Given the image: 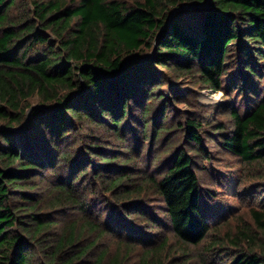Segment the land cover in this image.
Instances as JSON below:
<instances>
[{
  "label": "trees",
  "instance_id": "1",
  "mask_svg": "<svg viewBox=\"0 0 264 264\" xmlns=\"http://www.w3.org/2000/svg\"><path fill=\"white\" fill-rule=\"evenodd\" d=\"M206 3L0 0V264H164L167 240L134 227L161 224L150 192L179 243L208 235L197 165L215 153L207 144L264 163V0H209L161 30L175 8ZM186 80L242 96L245 111L231 100L229 124H206L199 105L177 107ZM34 103L40 162L15 130ZM252 216L264 233V211ZM260 247L224 264H264Z\"/></svg>",
  "mask_w": 264,
  "mask_h": 264
},
{
  "label": "rangeland",
  "instance_id": "2",
  "mask_svg": "<svg viewBox=\"0 0 264 264\" xmlns=\"http://www.w3.org/2000/svg\"><path fill=\"white\" fill-rule=\"evenodd\" d=\"M178 89V93L184 98H181L182 103L177 107L186 109L199 105L197 109L203 111L202 118L206 124L218 121L229 124L225 114L228 101L233 100L236 107H240L241 114L245 111L242 96L234 94L225 96L222 91H215L199 84L191 85L189 80ZM16 137L21 152L24 155H31L40 162L41 158L28 138V131L16 132ZM207 146L215 152L212 159L207 162L200 161L197 165L199 168L202 165L205 167L199 169L201 188L205 190L200 200V209L205 219L210 221L208 224L213 225L208 235L198 245L179 243L164 214L161 198L152 192L144 204L156 214L161 224L155 232V229L147 230L134 223V227L140 228L146 237L162 236L167 240L165 246L158 250L160 251L158 259L164 264H224L240 249L260 252V246L264 245V233L258 231L252 216L254 210L264 211V163L249 166L238 157L225 151H217L219 146L214 142ZM150 156L151 154L144 148L142 166L149 167ZM127 230L125 228L123 233ZM245 234L248 237H245ZM140 242H143L141 235L138 236V241H135L138 250L142 248L139 247Z\"/></svg>",
  "mask_w": 264,
  "mask_h": 264
},
{
  "label": "water",
  "instance_id": "3",
  "mask_svg": "<svg viewBox=\"0 0 264 264\" xmlns=\"http://www.w3.org/2000/svg\"><path fill=\"white\" fill-rule=\"evenodd\" d=\"M209 5V0H207V3L206 4H190V5H187V6H180V7H178V8H175L172 12H171V14H170V16L168 17V19H167V22L165 23V25L161 28V30L167 25V24H169V22H170V20L172 19V17H173V15H174V13L176 12V11H178V10H180V9H184V8H187V9H191V8H196V7H206V6H208ZM159 34V33H158ZM155 49H156V40H155V42H154V46H153V49H152V51L149 53V55L145 58V59H143V60H146V59H149V58H151L152 57V54L154 53V51H155ZM135 58H129V59H127L126 61H125V64L128 62V61H131V60H134ZM42 106H40V105H31V107H29L28 109H27V111H26V113H25V119H24V121L21 123V125L18 127V128H16L15 130H16V132L17 133H20V132H25V133H27V131H28V127H29V123H30V116H31V111H32V109H34V108H41Z\"/></svg>",
  "mask_w": 264,
  "mask_h": 264
}]
</instances>
